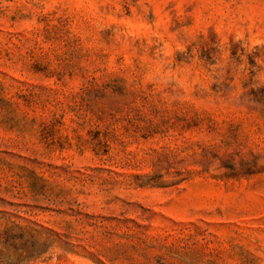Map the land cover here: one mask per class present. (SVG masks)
Returning <instances> with one entry per match:
<instances>
[{"label":"rangeland","instance_id":"1","mask_svg":"<svg viewBox=\"0 0 264 264\" xmlns=\"http://www.w3.org/2000/svg\"><path fill=\"white\" fill-rule=\"evenodd\" d=\"M0 264H264V0H0Z\"/></svg>","mask_w":264,"mask_h":264}]
</instances>
